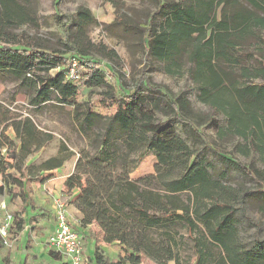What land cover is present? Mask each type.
Listing matches in <instances>:
<instances>
[{
	"label": "trees",
	"instance_id": "trees-1",
	"mask_svg": "<svg viewBox=\"0 0 264 264\" xmlns=\"http://www.w3.org/2000/svg\"><path fill=\"white\" fill-rule=\"evenodd\" d=\"M0 1V80L15 83L25 96L24 104L16 103L15 94L0 102V197L21 185L7 170L35 179L75 156L61 140L56 155L26 164L52 139L35 114L47 105L68 108L85 146L77 152L64 194L78 192L73 204L82 227L97 224L104 242L116 243L126 254L109 264H139L141 255L156 264H180L179 242L186 239L194 242L191 264H264V241L246 248L239 238L237 214H244L246 198L254 193L232 184L229 176L236 171L261 186L259 207L264 212V171L212 147L182 117L189 104L183 95L174 98L151 80L128 88L109 64L104 68L114 80H106L92 51L115 65L120 59L114 50L96 48L87 39L95 23L88 9L67 17L61 47L55 48L16 33L23 12L15 0ZM154 1L155 14L138 28L142 47L165 62L171 74L179 71L184 57L196 100L224 119L225 125L214 124L217 136L240 142L236 149L241 154H255L264 164V0ZM58 2L54 0L55 7ZM73 62L76 76L71 79ZM160 110L171 111L198 134L206 154L194 151L171 121H159ZM148 152L156 159L154 173L131 179ZM21 224L16 219L14 230ZM91 261L108 264L100 251Z\"/></svg>",
	"mask_w": 264,
	"mask_h": 264
},
{
	"label": "rangeland",
	"instance_id": "rangeland-1",
	"mask_svg": "<svg viewBox=\"0 0 264 264\" xmlns=\"http://www.w3.org/2000/svg\"><path fill=\"white\" fill-rule=\"evenodd\" d=\"M116 2V5H113L109 0H59L58 5L55 7L54 0H15L19 9L23 12L24 21L22 24L17 22L19 24L15 27L14 31L18 34L22 33L25 36L41 40L52 47L60 48L67 17L75 15L81 7L88 9L94 17L95 23L89 26L87 39L96 48L105 47L107 50H114L120 59L119 63L115 65L99 56L95 49L92 51L93 57L101 60L103 64L101 70L106 75V80L111 82L114 80L109 75L110 73L107 69L104 68L105 64H109L112 65L113 71L128 88L133 87L139 80H151L152 83L160 85L163 89L167 90L174 98L179 95L182 97L183 95V97L189 100V104L181 113L182 117L189 120L192 127L202 134L212 147L230 154L247 166L264 171V164L257 155L244 156L236 149V146L240 142L238 144L234 141L225 142L217 136L214 124L225 125L224 119L219 112H212L210 107L196 100L194 86L187 75L190 65L184 57L180 58L181 68L179 71L171 74L167 72L165 62L153 59L147 49L142 47L140 41L141 34L138 28L147 25L155 14V1L116 0ZM160 23L161 21L157 22L158 25ZM124 25L128 26L125 27ZM96 90L101 91L103 89L98 88ZM14 94L16 103H25V96L22 93H18L15 83L0 80V102L7 101ZM69 111L70 109L68 108L61 109L54 105H47L41 112L35 114V120L40 127L58 136L60 141L64 140L70 150L75 152V157L77 158V152L80 148H84L85 141L72 127ZM156 117L159 121H171L176 132L188 142L194 151L206 154L203 139L187 125H183L181 122L175 120L171 111L167 110L165 112L160 110L156 113ZM6 133L11 134L10 131ZM2 153L4 154V151ZM207 156L216 165L217 169H223L215 156H211L210 154ZM40 159L41 157L38 153H35L27 158L26 164H37L40 162ZM7 160L10 163L12 162L11 159ZM155 164V157L148 152L129 177L131 179H138L153 174ZM7 172L19 180L21 185L30 181L26 175L24 177L19 176L13 169H9ZM229 176L232 178L230 180L232 184L241 185L243 189L254 193L252 197L246 198L244 214L240 211L237 214L240 242L244 247L250 248L256 244V241H264V212H261L259 207L261 204L259 201L261 194L259 193L262 188L255 180H251L239 172L232 171L229 173ZM3 183L4 175L0 174V185ZM3 195H9V193ZM10 195L12 200H16L19 193L11 192ZM94 237L95 243H93L92 249H99L108 264L109 262L121 261L126 256L116 243L103 244L99 242V233H95ZM81 240L85 259L83 264H91L90 258L92 254L88 251V245L84 242V239ZM193 243L188 239L179 242L177 254L180 264H186L187 261H190L191 264L194 261V257L192 256ZM139 264L156 263L141 255ZM167 264L175 263L174 261H169Z\"/></svg>",
	"mask_w": 264,
	"mask_h": 264
},
{
	"label": "crops",
	"instance_id": "crops-1",
	"mask_svg": "<svg viewBox=\"0 0 264 264\" xmlns=\"http://www.w3.org/2000/svg\"><path fill=\"white\" fill-rule=\"evenodd\" d=\"M59 144V137L52 133L51 141L38 152L40 162L56 155ZM72 158L56 171L44 172L35 179L27 178L30 181L14 186L11 192L19 193L16 200L11 199L10 193V196L0 197V206L3 204L7 211L16 213L15 218L22 221L21 228L13 231L7 245L3 244L0 238V264H67L62 256L46 246V239L56 226L54 201L57 198L66 201L67 221L77 229L81 239L88 245V251L92 254L91 260L94 253L100 251L92 249L95 233L100 235L99 242L109 244L104 242L103 232L97 224L81 226V214L73 204L78 192L64 194V183L73 172L77 159L75 156Z\"/></svg>",
	"mask_w": 264,
	"mask_h": 264
},
{
	"label": "built area",
	"instance_id": "built-area-1",
	"mask_svg": "<svg viewBox=\"0 0 264 264\" xmlns=\"http://www.w3.org/2000/svg\"><path fill=\"white\" fill-rule=\"evenodd\" d=\"M73 62L69 71L71 79L75 78ZM0 238L7 245L12 237L15 225V215L7 211L3 204L0 206ZM54 217L56 226L52 234L46 239V246L56 252L67 264H83L82 242L79 232L71 226L66 218V201L57 198L54 201Z\"/></svg>",
	"mask_w": 264,
	"mask_h": 264
}]
</instances>
